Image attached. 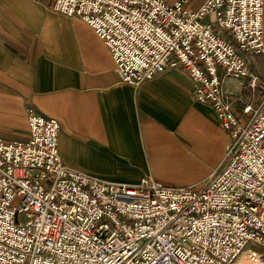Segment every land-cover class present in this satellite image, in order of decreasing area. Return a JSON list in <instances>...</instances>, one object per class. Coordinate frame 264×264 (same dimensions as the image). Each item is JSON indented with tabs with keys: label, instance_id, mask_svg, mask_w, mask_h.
<instances>
[{
	"label": "built area",
	"instance_id": "built-area-1",
	"mask_svg": "<svg viewBox=\"0 0 264 264\" xmlns=\"http://www.w3.org/2000/svg\"><path fill=\"white\" fill-rule=\"evenodd\" d=\"M86 22L122 82L183 70L230 142L203 188L126 185L69 167L60 124L28 111L24 142L0 138V264H264V92L240 114L223 78L261 91L264 0H36Z\"/></svg>",
	"mask_w": 264,
	"mask_h": 264
},
{
	"label": "crops",
	"instance_id": "crops-1",
	"mask_svg": "<svg viewBox=\"0 0 264 264\" xmlns=\"http://www.w3.org/2000/svg\"><path fill=\"white\" fill-rule=\"evenodd\" d=\"M185 1L197 10L204 0ZM251 65L261 81L257 94L244 79L223 78L225 99L238 114L264 92V55ZM193 94L183 70L126 84L110 49L82 19L46 2L0 0V138L7 142L29 139L33 110L59 122V154L77 171L126 185L150 177L203 188L224 162L230 136Z\"/></svg>",
	"mask_w": 264,
	"mask_h": 264
}]
</instances>
